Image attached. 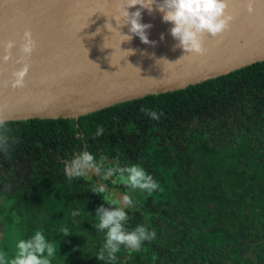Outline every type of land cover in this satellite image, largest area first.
<instances>
[{
	"label": "trees",
	"instance_id": "1",
	"mask_svg": "<svg viewBox=\"0 0 264 264\" xmlns=\"http://www.w3.org/2000/svg\"><path fill=\"white\" fill-rule=\"evenodd\" d=\"M142 107L163 115L151 119ZM98 126L103 134L93 138ZM8 127L19 143L10 160L0 152L2 245L7 233L20 240L42 230L58 248L52 264H106L96 258L104 232L95 210L113 206L90 189H126L94 171L69 183L64 164L88 151L97 161L139 164L159 184L150 196L133 193L140 204L122 222L155 230L156 239L135 251L121 246L117 264H264V61L78 119Z\"/></svg>",
	"mask_w": 264,
	"mask_h": 264
},
{
	"label": "water",
	"instance_id": "2",
	"mask_svg": "<svg viewBox=\"0 0 264 264\" xmlns=\"http://www.w3.org/2000/svg\"><path fill=\"white\" fill-rule=\"evenodd\" d=\"M126 0H0V109L10 120L74 118L115 104L185 88L264 61V0H229L235 17L221 36L205 35L203 55L187 53L163 14L137 4L140 22L151 25L150 43L118 25ZM162 0H157V3ZM110 22L109 31L105 24ZM123 23V19L119 21ZM30 29L37 47L23 88L11 87L20 68V43ZM99 29V32H97ZM95 33V35H94ZM122 34L132 36L122 41ZM16 41L4 62V43ZM128 50H132L128 52ZM8 81V86H5ZM105 186V185H104ZM105 189L106 186H105ZM123 207V206H122Z\"/></svg>",
	"mask_w": 264,
	"mask_h": 264
},
{
	"label": "clouds",
	"instance_id": "3",
	"mask_svg": "<svg viewBox=\"0 0 264 264\" xmlns=\"http://www.w3.org/2000/svg\"><path fill=\"white\" fill-rule=\"evenodd\" d=\"M141 5L147 8L149 12L153 10L152 5L163 16L165 22H171L173 27L170 29L171 35L178 40V46L183 48L187 53L203 55L206 52L204 47L205 35L211 37L221 36L230 28L234 16L228 11L229 0H126L123 4L122 15L115 17L118 25L129 24V32L138 35L142 42L150 43L146 34V29L151 25L140 22L141 12L137 9L129 13L128 7ZM247 11H254L253 0H245ZM123 19V23H120ZM105 27L111 31L113 26L110 22ZM99 32V29H97ZM95 35V33H94ZM122 41H130L131 35L122 34ZM16 41L8 40L4 43V55L2 60L7 62L11 58V50L15 47ZM37 47V42L33 38L30 29H25L21 37L20 53L17 63L21 67L11 73V87L23 88L25 86V77L30 69V64L26 61L30 59L32 53ZM132 50H128L131 52ZM8 86V81H5ZM146 116L154 120H159L163 113H157L155 110L141 108ZM9 119L2 114L0 109V152L5 153L7 159H11L7 154L11 151V146L19 143L18 139L11 135V129L8 127ZM103 127L98 126L93 138L103 134ZM64 173L66 179L71 183L74 179L82 178L91 180L90 173L94 171L95 176L100 181L112 184L123 185L125 191L122 198L116 196L112 189L106 191L104 184L93 183L91 191L101 195L109 205L105 207L100 204L95 210L97 223L94 227L104 232V241L96 254L98 260L105 261L106 264H117L118 253L121 246L129 248L132 251L142 248L144 242L154 241L156 239L155 230H150L142 224L136 225L129 230L125 223L130 217L128 210L136 209L140 204L133 193H146L151 195L154 191L159 190V184L154 177L147 173L139 164H125L121 166L118 163L99 160L88 151H82L74 156L70 162L64 164ZM123 205V207H122ZM70 215L76 217L80 215V210H73ZM60 233L64 236L72 234L67 227H61ZM16 250L12 256L6 249H0V264H52L58 255V248L55 242L48 240L42 230H37L27 239H20L16 243Z\"/></svg>",
	"mask_w": 264,
	"mask_h": 264
},
{
	"label": "rangeland",
	"instance_id": "4",
	"mask_svg": "<svg viewBox=\"0 0 264 264\" xmlns=\"http://www.w3.org/2000/svg\"><path fill=\"white\" fill-rule=\"evenodd\" d=\"M114 191L116 192L117 197L122 198V192H120L117 189H114ZM2 207H3L2 208L3 216H5L8 214V211H7L8 205L4 204ZM1 236H2V233L0 230V242H1V238H2ZM17 242H18V239L14 233H7L4 245L1 246V243H0V249H6L9 253V256H12L15 253V250H16L15 246H16Z\"/></svg>",
	"mask_w": 264,
	"mask_h": 264
},
{
	"label": "flooded vegetation",
	"instance_id": "5",
	"mask_svg": "<svg viewBox=\"0 0 264 264\" xmlns=\"http://www.w3.org/2000/svg\"><path fill=\"white\" fill-rule=\"evenodd\" d=\"M3 200H2V197H0V230H1V233H2V226H1V224H2V220H3V211H2V206H3ZM2 237V236H1ZM1 243V242H0ZM1 246H3L2 244H1Z\"/></svg>",
	"mask_w": 264,
	"mask_h": 264
}]
</instances>
